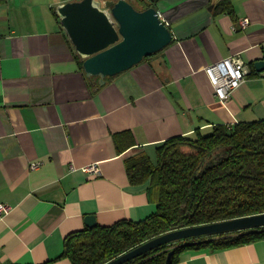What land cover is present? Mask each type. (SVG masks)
Here are the masks:
<instances>
[{"label": "crops", "instance_id": "0c3cea01", "mask_svg": "<svg viewBox=\"0 0 264 264\" xmlns=\"http://www.w3.org/2000/svg\"><path fill=\"white\" fill-rule=\"evenodd\" d=\"M73 1H0V204L11 207L0 217V264H71L65 238L88 217L108 227L155 211L149 183L131 185L128 159H151L197 130L264 120L254 68L264 61V0H160L170 45L97 90L55 13ZM233 56L250 72L222 105L204 70ZM178 264H264V240L188 251Z\"/></svg>", "mask_w": 264, "mask_h": 264}, {"label": "trees", "instance_id": "16d2710c", "mask_svg": "<svg viewBox=\"0 0 264 264\" xmlns=\"http://www.w3.org/2000/svg\"><path fill=\"white\" fill-rule=\"evenodd\" d=\"M134 1L128 0L144 11L160 0ZM89 81L97 84L96 78ZM155 150V162L141 152L126 164L131 185L149 183L155 211L139 222L122 220L72 233L65 238L61 258L71 264H106L171 231L264 213V120L197 130L171 138ZM260 240L264 228L189 239L126 264H165L170 252L171 264H178L188 251L215 252Z\"/></svg>", "mask_w": 264, "mask_h": 264}, {"label": "water", "instance_id": "95a60500", "mask_svg": "<svg viewBox=\"0 0 264 264\" xmlns=\"http://www.w3.org/2000/svg\"><path fill=\"white\" fill-rule=\"evenodd\" d=\"M66 37L83 59L82 69L88 79H97L95 90L106 79L130 70L143 59L165 49L173 35L156 8L138 11L126 0H79L55 8ZM264 72V61L254 64ZM92 83V81H91ZM96 226L87 218V228ZM264 228V213L222 222L188 227L165 233L106 264H126L153 250L189 239L215 237ZM172 252L165 264H171Z\"/></svg>", "mask_w": 264, "mask_h": 264}, {"label": "built area", "instance_id": "2783aa9c", "mask_svg": "<svg viewBox=\"0 0 264 264\" xmlns=\"http://www.w3.org/2000/svg\"><path fill=\"white\" fill-rule=\"evenodd\" d=\"M249 25L248 19H243L239 22V27L244 30ZM235 31L236 27L233 28ZM205 73L214 90V94L222 105H226L233 93L245 82L249 75L248 67L237 56L222 59L215 64L205 68ZM260 75H264L260 73ZM39 163L30 165V169L38 168ZM86 173L98 174L99 169L96 166H89L83 169ZM11 212V207L5 204H0V217H4Z\"/></svg>", "mask_w": 264, "mask_h": 264}, {"label": "rangeland", "instance_id": "374dc122", "mask_svg": "<svg viewBox=\"0 0 264 264\" xmlns=\"http://www.w3.org/2000/svg\"><path fill=\"white\" fill-rule=\"evenodd\" d=\"M114 1H117V0H114ZM126 1H128V0H126ZM130 1H133V2H135L134 0H130ZM151 159L155 162V160H156V158H155V156H151Z\"/></svg>", "mask_w": 264, "mask_h": 264}]
</instances>
